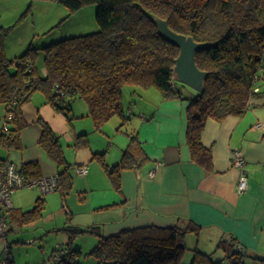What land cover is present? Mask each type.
<instances>
[{
	"label": "trees",
	"instance_id": "obj_1",
	"mask_svg": "<svg viewBox=\"0 0 264 264\" xmlns=\"http://www.w3.org/2000/svg\"><path fill=\"white\" fill-rule=\"evenodd\" d=\"M71 11L97 4L96 18L100 29L52 42L41 48L30 47L22 55L10 59L0 33V102L6 109L13 100L14 118L8 131L3 126L0 146L21 148V129L26 125L22 107L34 93L43 92L57 110L72 123V103L84 99L97 129L115 115L123 120L121 130L132 118L123 106V89L133 85L143 89L154 87L166 99L187 101V141L193 158L207 169L213 168V148L203 142V133L210 118L223 121L229 115H244L253 100L264 95V0H56ZM147 11L169 19L170 26L196 40L211 45L197 51L198 65L209 72L205 89L186 93L175 77V60L180 48L167 41ZM44 51L46 73H41L35 58ZM15 64L14 71L11 64ZM259 88V90H256ZM8 110V109H7ZM40 147L56 164L60 191L64 198L74 188L72 164L67 160L60 135L45 120ZM129 143L121 160L107 161L106 152H94L93 159L103 165L115 189H121L123 170L143 168L150 156L136 129H124ZM88 133L76 134V148L89 145ZM1 160H8L1 158ZM28 180L43 174L38 161L21 164ZM45 194L38 197L31 209L14 208L11 219L21 225L43 218ZM113 205L105 206L104 208ZM11 230V228H10ZM70 241L80 233L92 232L99 239L88 253L101 261L114 264H182L188 251L186 235L199 233L201 226L193 221L186 226L161 227L147 225L126 228L104 235L98 227L67 229ZM219 247L230 264H245L248 255L237 238L222 239ZM75 259L67 264H81L82 248L68 246ZM264 264V258H261ZM10 264H14V259ZM190 264H224L210 253L194 249Z\"/></svg>",
	"mask_w": 264,
	"mask_h": 264
},
{
	"label": "crops",
	"instance_id": "obj_2",
	"mask_svg": "<svg viewBox=\"0 0 264 264\" xmlns=\"http://www.w3.org/2000/svg\"><path fill=\"white\" fill-rule=\"evenodd\" d=\"M138 89L140 92L135 93L141 97L139 115L131 121L129 130H138L151 160L141 169L123 170L120 190L115 189L105 170L93 159V153L106 152L109 163L115 164L121 160L129 135L114 137V142L108 144L110 147H106L108 138L104 135L100 144L86 149L75 147L73 156L67 154L73 177L75 173L85 178L83 191L91 194V206L84 212H91L92 219L82 226H96L108 236L126 228L186 226L193 221L201 226L199 233L186 235L188 249L193 254L194 249H200L210 253L214 260L230 264L225 250L218 244L222 239L237 238L240 247L248 253L245 264L247 257L261 261L264 258V95L254 99L242 116L207 121L203 142L213 148V168L207 169L193 158L187 141V101L166 99L151 88ZM74 105L75 101L71 113L76 117ZM127 111L132 117L136 114L132 107ZM22 114L26 122L21 129L22 147L0 157L19 165L36 160L43 175L57 174L56 164L47 158L39 144L43 132L40 120L47 121L59 133L65 124L63 113L38 91L23 105ZM74 128V140L76 134H89L83 122H76ZM235 150H241L247 158L249 186L242 193L237 191L240 170L233 165ZM83 165H88L86 174L80 171ZM152 169L156 170L154 177L149 174ZM109 205L113 206L104 208ZM192 258L193 255L187 254L185 264H190Z\"/></svg>",
	"mask_w": 264,
	"mask_h": 264
},
{
	"label": "rangeland",
	"instance_id": "obj_3",
	"mask_svg": "<svg viewBox=\"0 0 264 264\" xmlns=\"http://www.w3.org/2000/svg\"><path fill=\"white\" fill-rule=\"evenodd\" d=\"M97 9V4H89L77 11H71L56 0H0V33L6 32L4 44L7 57L14 59L25 53L30 47L41 48L67 37L99 30L100 25L96 18ZM35 62L38 70L44 73L45 55L43 50H39ZM262 63L264 65V54ZM15 68V64H11V70L14 71ZM178 84L184 86L186 93L188 90L197 91L181 81H178ZM138 88L137 86L126 85L123 89L122 103L124 108L127 110L132 107L136 110V114L121 130L118 127L123 119L119 115H115L101 129H97L89 113L88 103L84 99L75 100L76 117L74 116V122L71 123L63 114L65 124L60 127L61 131L59 132L63 134L61 136L58 133L66 158L73 156V149H75L73 134L76 122H83V125L88 126L89 130V145L80 149L91 148L93 145L100 144L103 142L101 138L104 135L108 138L106 147H110L108 144L110 141L114 142V137L128 135L124 129H131V121L139 115L141 97L135 93L136 90L137 93L140 92ZM151 90L157 94L161 93L154 87H151ZM6 114V105L0 102V134L6 124ZM109 130L112 132H108ZM16 149L13 148L12 150ZM10 150L0 146V154ZM94 160L104 169L98 159ZM72 172L74 173V171ZM74 176V188L67 194L66 198L63 197L60 190L45 194L46 207L41 220L21 225L18 220L11 219V230L7 237L0 238V260L4 257V247L7 243L12 245V256L15 264H54L52 259L54 252L58 248L71 245L73 248H82L83 254L78 257L81 264H114L112 261H101L88 254L98 242L99 238L95 233H80L73 238L72 242H69L70 232L67 229L76 226L85 228L86 226H82V224L92 219L91 212H84L91 206L90 192L83 191L85 178L75 173ZM38 195H43V193L37 187L26 186L17 189L13 194L14 206L23 210L31 209ZM189 253L193 255L192 251L188 249L182 264L187 263V254ZM246 263L261 264V261L247 257Z\"/></svg>",
	"mask_w": 264,
	"mask_h": 264
},
{
	"label": "built area",
	"instance_id": "obj_4",
	"mask_svg": "<svg viewBox=\"0 0 264 264\" xmlns=\"http://www.w3.org/2000/svg\"><path fill=\"white\" fill-rule=\"evenodd\" d=\"M259 90V88H256ZM17 105V100H13L7 110L6 124L4 125L8 131L10 121L14 118L13 108ZM131 114V112H129ZM233 165L240 170L237 181V191L245 192L248 189L247 158L241 150L233 151ZM82 173H88V165L80 167ZM155 169L150 171V176L154 177ZM37 187L43 194L60 190V183L57 174L42 175L38 179L28 180L21 171V165L11 160L0 159V238L7 237L11 228V214L15 208L13 203V194L17 189L23 187ZM68 247L58 248L52 255L54 264H63L65 261L74 262L75 259L69 255ZM12 245L6 244L4 247V257L0 260V264H10L13 260Z\"/></svg>",
	"mask_w": 264,
	"mask_h": 264
},
{
	"label": "water",
	"instance_id": "obj_5",
	"mask_svg": "<svg viewBox=\"0 0 264 264\" xmlns=\"http://www.w3.org/2000/svg\"><path fill=\"white\" fill-rule=\"evenodd\" d=\"M148 16L157 25L160 34L169 42L180 48L175 60L174 72L178 81L190 85L197 91L205 89V81L209 72L202 69L197 62V51L211 45L210 42L198 41L193 35H188L173 29L169 19L147 11Z\"/></svg>",
	"mask_w": 264,
	"mask_h": 264
}]
</instances>
